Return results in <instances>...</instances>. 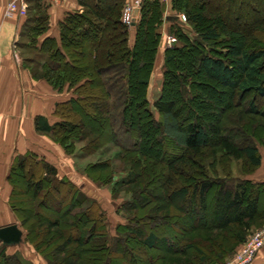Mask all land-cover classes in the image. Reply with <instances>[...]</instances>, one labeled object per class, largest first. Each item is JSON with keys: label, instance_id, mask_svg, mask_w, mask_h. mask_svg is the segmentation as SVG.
<instances>
[{"label": "trees", "instance_id": "obj_1", "mask_svg": "<svg viewBox=\"0 0 264 264\" xmlns=\"http://www.w3.org/2000/svg\"><path fill=\"white\" fill-rule=\"evenodd\" d=\"M76 1L80 10L65 14L58 22V38L45 37L39 42L38 38L49 29L48 4L46 0H27L28 10L20 30L27 43H22L21 48L32 49L35 57L24 60L22 66L33 80H45L55 89L67 86L73 93L67 100L55 103L53 115L58 120L54 123L36 116L35 130L50 135L72 133L77 124L67 116L68 112L97 108L99 116L91 119L102 120L103 139L109 137L121 152L136 156L140 163L141 158H146L150 173L160 178L158 186L165 203L152 207L155 215L142 216L145 204L138 199L146 196L147 204L153 196L146 189L136 192L120 204L118 210L125 213L126 224L118 225L115 235L110 236L98 203L66 178H59L57 169L45 159L26 152L14 159L6 181L9 183L14 174L27 177L25 191L34 195L50 186L57 195L70 198L71 208L65 213L66 223H59V219L44 221L47 230L35 238L26 230L24 241L46 264H64L60 255L69 245L80 251L85 248L81 251L87 253L83 264H124L126 260L134 261L135 248L157 250V231L167 229L165 221L184 224L194 218L204 219V212L209 211L208 222L198 224L197 229L232 232L234 247L245 242L260 216L257 207L264 197V181L248 178L251 169L260 167L261 156L253 130L246 128L244 113L264 118V108L258 110L251 100L245 112L228 118L211 112L201 115L205 108L200 90L205 87L211 98L223 91H240L264 99V0H209L214 4L208 6L210 10L203 0H172L168 33L177 42L163 50L159 97L152 104L147 90L162 44L163 0H142L130 27L121 22L125 0ZM180 14L185 16L184 22ZM131 29L134 37L130 45ZM27 62L34 66L32 70L27 68ZM150 104L160 118H178L180 140L168 135L163 122L155 119ZM217 152L227 159L242 160L250 171L241 177H217ZM208 158L212 159L214 176L205 166ZM137 177L138 173L132 172L120 185L135 184ZM214 190L213 200L208 202L207 196ZM12 200L11 193L9 201ZM14 204L12 201L10 207ZM131 210L135 212L131 214ZM150 222L154 228L146 232ZM193 229L190 226L184 230ZM60 240V255L50 257L47 252ZM191 241L185 248L201 254L202 263L205 252L193 247ZM182 242L178 237L170 242L168 253H178ZM208 245L216 259L233 255L232 249L227 251L218 239ZM7 248L0 242V264H22L17 255L7 254ZM163 259L159 254L158 264H163Z\"/></svg>", "mask_w": 264, "mask_h": 264}, {"label": "rangeland", "instance_id": "obj_2", "mask_svg": "<svg viewBox=\"0 0 264 264\" xmlns=\"http://www.w3.org/2000/svg\"><path fill=\"white\" fill-rule=\"evenodd\" d=\"M203 1L205 2V7L208 10L211 8L208 6L214 5L209 0ZM210 16L211 15H209V17ZM212 18L215 17L212 16ZM22 43H27V41L22 38L20 43L18 42L15 47L20 60L23 62L27 58H34L35 51L30 48H21ZM157 58L154 63L155 69L152 71L154 76L152 77V73L150 75L151 88L148 86L147 90V96H149L151 104L153 102L152 99L157 97V89L160 87L162 72L164 71L163 58L161 60V51L159 52ZM30 64L31 63L27 62L26 66L29 68V70H32L34 66ZM37 70L38 69H36V71ZM28 73L30 75V72ZM34 81H43V83L46 84L48 93H43L41 100L42 103L45 102L47 95L57 97L59 100H67L73 94L72 89H67V86L55 89L45 80L34 79ZM200 94L202 108H205L203 112H200L201 115H204L205 112H211L213 115L219 114L225 118H228V116L234 115L237 112H245L247 104L251 100L256 102L258 110H262V108H264V99L256 97V95L253 93L243 94L240 91H236L229 94L226 93V91H223L218 97L211 98L208 95V92L205 91V87H202ZM151 104L150 107L155 119L163 122L168 135L180 140L182 132L178 127V118L166 117L163 118V120L153 110ZM42 111L47 112L48 114L46 115L50 119L58 120V118L53 115L54 108L50 109V113L49 109L47 111ZM99 114V110L93 106H90L89 108H81V110H76L75 112H68L67 116H71L72 119L71 117L70 119L77 124L76 130L72 133H62L60 135H50L37 132L35 130L34 117V137L36 138L34 143L36 146L38 145L39 147H42L41 149L44 147L46 150L51 151L49 158L53 163L47 158L39 156L35 153L34 154L38 159L43 158L45 161H49L48 163L51 162L50 164H52L57 169L59 178H66L76 187H78L82 194L98 203L105 216V222L108 227L109 235L113 236L115 235V228L118 225L126 224L125 213L118 210L120 204L129 200L131 197H134L136 192L146 189L147 192L151 193L153 196L151 201L147 204V197L145 195V197H139V203L145 204L144 208L140 211L142 216L155 215L151 211L152 207H157L162 203H165V200L162 195H160L162 194V189H159L158 186V180L160 178L150 173L151 170L149 165H146L145 162L146 158L144 159L140 157V163V161H137L136 156L128 154L125 155V153L121 152L120 149L111 142L109 137L108 139H103L104 135L101 134L104 132V126L101 124L102 120L91 119L93 115L99 116ZM244 117L246 119L245 123L247 130L249 132H252L253 130V136L259 143L258 149L261 156V165L257 169H251L250 171L249 165L244 163L242 160L227 159L217 152V155L214 157L217 177H224L226 175L241 177L245 175L244 172L246 171L251 172L249 176H264V118L250 115L248 112L244 113ZM246 128L244 127L245 130ZM242 146L243 144L240 147ZM42 151L44 152V150H41V152ZM132 158H134V160ZM211 161L212 159L208 158V160L205 162V166L208 169V174L210 176H214L210 169ZM132 172L138 173L136 181L137 183L126 186L120 185L121 180L125 179V177H128V175H130ZM26 179L27 177L18 178L16 174H14L11 177L10 182H6V187L4 189H0L3 195V199H0V227L17 224L23 233V241L17 246L8 247L6 249L7 254L17 255L22 264H46L45 261L34 251L32 246L24 241L25 231L28 230L30 236L35 238V235L38 237L45 230H47V225L43 224L44 221H54L59 219V223H66L67 219L64 216L65 213L71 208V200L67 197V195H57L56 191L50 186H45L35 195L31 192L27 193L25 191ZM11 193L13 199L12 201L15 203V207L13 208L10 207L12 201H9L11 198ZM214 193L215 190L208 194V202L213 200ZM257 208L258 214H260V216L255 221V224L251 227V231L247 235L245 242L240 245L235 247L232 245L234 240V235L232 232H214L207 229H197L198 224H202L203 222L207 223L209 220V211H205L204 219L198 220L197 218H194L192 220L186 221L184 224H173L172 222L169 223L170 221H165L164 226L167 229H163L164 227H161V229L157 231L159 234V242L156 247L159 252L157 250L144 251L135 248L134 253H132L134 261L126 260L124 264H140V261H146L148 264H158L160 263V260H158L159 254L164 257L162 261L164 262L163 264L169 261L176 264H225L239 252L242 246L252 237L253 234L264 229V197L261 198ZM134 212V210H131L130 213L133 214ZM184 216L187 217V214ZM18 221L22 222L25 230L21 228ZM152 225L153 223L150 222L148 226H146V232L154 228ZM190 226L194 228L192 232L184 230ZM86 228L89 229V226ZM177 237L183 239L181 245L178 244L179 248L182 249H180L178 253L170 254L166 248L171 245L170 242L176 241ZM79 238L84 240V237ZM215 239L222 241L224 246L227 248V251L232 249L233 255L231 258L223 256L222 258L216 259L217 256L214 255V253H211L212 247L210 246V248H208V244L211 245ZM188 240L189 242L193 240L191 241L193 247H197L205 252L206 258L202 263H199L200 259L202 258L201 254H198L192 248H185V244ZM205 240L210 243H201L202 241L205 242ZM61 243V240L55 243L54 248L49 249L47 254L50 257H56L57 255H60L58 254L57 248H60L59 246ZM81 251L69 245L66 248L65 253L60 255V258L64 259V264H83V261L87 258V253H83ZM79 252H81V254H78ZM73 253L77 255H72ZM75 256H77L78 259Z\"/></svg>", "mask_w": 264, "mask_h": 264}, {"label": "crops", "instance_id": "obj_3", "mask_svg": "<svg viewBox=\"0 0 264 264\" xmlns=\"http://www.w3.org/2000/svg\"><path fill=\"white\" fill-rule=\"evenodd\" d=\"M9 1L11 0H0V189L6 187V177L13 159L16 156L23 155L26 152H32L52 162L49 158L51 151L46 150L44 147L41 149L42 147L36 146L34 143L36 138L34 137L33 119L36 116H44L50 124L54 123L56 120L50 119L46 115L48 113L42 110L47 111L49 109L50 113V109L54 108L55 103L65 101L47 95L45 102L42 103L43 93H48L46 84L43 81H34L31 79L27 70L22 66V61L15 47L22 39L20 30L24 17L19 18L15 16L6 18L4 16L5 7ZM171 1L163 0L164 20L161 26L162 44L157 53L158 57L161 51V60L165 48L163 45V37L169 35V17L173 15L170 10ZM46 2L48 4L49 29L38 38L39 42L45 37L58 38V22L65 14L80 10L76 0H63L59 4H54L50 0H46ZM133 37L134 31L131 29L129 33L130 45L133 43ZM153 76L154 74L152 73ZM149 84L150 87L151 81ZM159 92L160 87L157 89V97L152 99V101H155L159 97ZM41 150H44V152H41ZM248 178L254 181H264V176L257 177L256 175H251ZM0 199H3L1 190ZM251 264H264V246L255 256Z\"/></svg>", "mask_w": 264, "mask_h": 264}, {"label": "built area", "instance_id": "obj_4", "mask_svg": "<svg viewBox=\"0 0 264 264\" xmlns=\"http://www.w3.org/2000/svg\"><path fill=\"white\" fill-rule=\"evenodd\" d=\"M54 4H59L63 0H50ZM142 0H125L123 6L121 22L130 27L133 22V14L136 9L140 6ZM28 10L27 0H11L7 3L4 16L6 18L19 17L23 18L26 16ZM181 21H185L183 14L179 15ZM176 37L172 35H166L163 38V44L165 48H171L176 44ZM264 246V229L257 231L252 237L242 246L239 252L232 257L225 264H251L256 254Z\"/></svg>", "mask_w": 264, "mask_h": 264}, {"label": "water", "instance_id": "obj_5", "mask_svg": "<svg viewBox=\"0 0 264 264\" xmlns=\"http://www.w3.org/2000/svg\"><path fill=\"white\" fill-rule=\"evenodd\" d=\"M22 241L23 233L17 224L0 227V242L3 246H17Z\"/></svg>", "mask_w": 264, "mask_h": 264}]
</instances>
